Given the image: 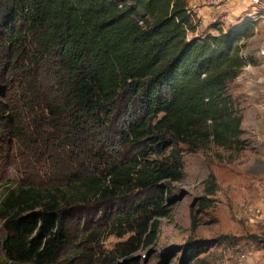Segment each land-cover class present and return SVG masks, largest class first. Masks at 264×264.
Returning <instances> with one entry per match:
<instances>
[{
  "label": "trees",
  "instance_id": "obj_1",
  "mask_svg": "<svg viewBox=\"0 0 264 264\" xmlns=\"http://www.w3.org/2000/svg\"><path fill=\"white\" fill-rule=\"evenodd\" d=\"M190 1L1 0L3 32L28 46L20 71L22 99L40 107L32 99L45 87L38 78L53 82L62 104L43 106L42 123L50 129L43 143L67 153L70 166L51 186L8 192L0 264L51 263L68 243L74 207L122 192L143 197L118 216L120 223L135 214L148 217L137 228L130 224L135 234L126 244L133 250L150 245L159 226L154 217L169 213L170 183L184 176L183 153L209 144L241 149L244 115L229 84L248 62L240 41L253 33L256 21L246 15L225 29L212 24L216 33H198ZM65 113L68 123L61 122ZM94 133L103 152L91 153ZM126 146L138 150L125 156L120 148ZM94 156L103 168L95 164L87 174L80 170L84 165L73 166V160L90 162ZM215 188L209 173L205 189ZM200 252L188 247L184 260L208 264L197 257Z\"/></svg>",
  "mask_w": 264,
  "mask_h": 264
},
{
  "label": "rangeland",
  "instance_id": "obj_2",
  "mask_svg": "<svg viewBox=\"0 0 264 264\" xmlns=\"http://www.w3.org/2000/svg\"><path fill=\"white\" fill-rule=\"evenodd\" d=\"M217 6L211 14L217 20L225 13L230 14V23L246 15L256 21L253 33L240 41V53L248 62L229 84L244 115L241 149L209 144L196 153H183L184 176L170 183V199L166 202L169 213L154 217L159 226L152 244H141L134 250L126 244L135 234L130 224L137 228L148 217L135 214L120 223L118 216L143 197L139 191L122 192L75 206L66 247L51 263L26 264H188L184 252L192 246L201 250L196 255L208 264H264V218L252 221L239 208L244 201L264 203V18L260 17L264 16V4L255 7L247 0H220ZM222 8L225 11L221 13ZM212 24L210 20L199 22L198 33H216ZM228 25L221 23L223 29ZM27 50L26 43L11 41L3 32L0 19V262L5 259L2 203L8 192L19 186H51L70 166L67 153L43 143V138L50 136L49 127L42 123L47 116L43 106L62 104L53 82L38 78V84L45 87L34 92L32 99L39 101L40 107L28 106L22 99L20 71ZM62 116L61 122L71 121L69 113ZM89 142L91 153L106 149L96 133ZM137 150L134 146L120 148L125 156ZM55 164L60 166L56 172ZM95 164L100 168L105 165L97 156L90 162L83 157L78 162L73 160V166L84 165L80 170L87 174ZM209 173L215 177L213 193L205 189Z\"/></svg>",
  "mask_w": 264,
  "mask_h": 264
},
{
  "label": "built area",
  "instance_id": "obj_3",
  "mask_svg": "<svg viewBox=\"0 0 264 264\" xmlns=\"http://www.w3.org/2000/svg\"><path fill=\"white\" fill-rule=\"evenodd\" d=\"M220 0H191L188 4V11L189 12H192V13H195L196 14V10L201 7V6H208V7H211V6H216L218 3H219ZM248 3L252 6H255V7H261L263 6L264 4V1L263 0H247ZM225 11V8H222L221 10V13ZM220 13V14H221ZM217 17H220L219 20H217L218 18H216L215 15H211L209 20L212 22V23H219L220 22V26H221V23H230V14H221L220 16H217ZM251 17V16H250ZM262 18H264V16H260ZM254 18V17H252ZM261 53L264 54V50L262 49L261 50ZM239 208L240 210L252 221H260L261 219L264 218V203H261L260 205H254V204H251L249 202H241L240 205H239Z\"/></svg>",
  "mask_w": 264,
  "mask_h": 264
},
{
  "label": "crops",
  "instance_id": "obj_4",
  "mask_svg": "<svg viewBox=\"0 0 264 264\" xmlns=\"http://www.w3.org/2000/svg\"><path fill=\"white\" fill-rule=\"evenodd\" d=\"M217 9H218V6L217 7H215V6H211V7L201 6L196 10V17H197L198 21L201 22L202 24L206 23V22H208L212 12L216 11Z\"/></svg>",
  "mask_w": 264,
  "mask_h": 264
}]
</instances>
